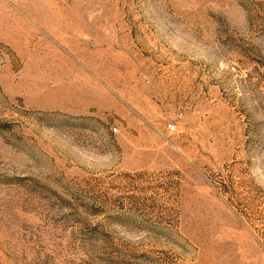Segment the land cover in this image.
<instances>
[{"label":"rangeland","instance_id":"rangeland-1","mask_svg":"<svg viewBox=\"0 0 264 264\" xmlns=\"http://www.w3.org/2000/svg\"><path fill=\"white\" fill-rule=\"evenodd\" d=\"M0 264H264V0H0Z\"/></svg>","mask_w":264,"mask_h":264},{"label":"built area","instance_id":"built-area-1","mask_svg":"<svg viewBox=\"0 0 264 264\" xmlns=\"http://www.w3.org/2000/svg\"><path fill=\"white\" fill-rule=\"evenodd\" d=\"M114 130L117 131V129H114ZM168 130H169L170 132H174V131H177V127H176L175 124H170V125L168 126Z\"/></svg>","mask_w":264,"mask_h":264}]
</instances>
